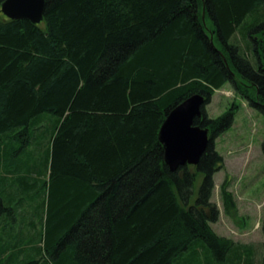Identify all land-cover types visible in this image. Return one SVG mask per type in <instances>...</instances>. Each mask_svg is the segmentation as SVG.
<instances>
[{
	"label": "trees",
	"instance_id": "1",
	"mask_svg": "<svg viewBox=\"0 0 264 264\" xmlns=\"http://www.w3.org/2000/svg\"><path fill=\"white\" fill-rule=\"evenodd\" d=\"M227 84L264 114V0H47L40 24L0 15V264H172L198 241L225 262L243 245L211 225L215 140L238 105L216 118L206 105ZM195 93L210 142L172 172L159 130ZM36 130L53 151L44 233L35 201L23 213L40 186L20 160ZM222 196L229 211L228 181Z\"/></svg>",
	"mask_w": 264,
	"mask_h": 264
},
{
	"label": "rangeland",
	"instance_id": "2",
	"mask_svg": "<svg viewBox=\"0 0 264 264\" xmlns=\"http://www.w3.org/2000/svg\"><path fill=\"white\" fill-rule=\"evenodd\" d=\"M233 103L238 105L233 125L215 140L216 149L224 158V166L214 175L215 189L211 201L220 215L218 221L211 225L220 236L243 247L232 249L225 262H218L215 261L212 250L202 241H198L190 250L175 258L172 264H264V114L250 106L228 84L215 92L206 109L209 116L216 118ZM50 120L45 117L39 125L50 129ZM37 131L33 141L20 156L23 168H30V172L26 173H31L40 184L36 199L30 198L31 192H27L23 213L24 218L29 221L36 212L38 219H41L38 233H44L45 220L42 216H45L49 199L53 151L52 145H49V134L44 133L43 137ZM226 181L235 203L229 211L222 196V185ZM33 201L36 208L32 213ZM14 203L15 200L11 206L15 207ZM16 226V240H21V228L19 229V224ZM36 235L32 236L33 239Z\"/></svg>",
	"mask_w": 264,
	"mask_h": 264
},
{
	"label": "water",
	"instance_id": "3",
	"mask_svg": "<svg viewBox=\"0 0 264 264\" xmlns=\"http://www.w3.org/2000/svg\"><path fill=\"white\" fill-rule=\"evenodd\" d=\"M47 0H5L2 13L10 19H25L33 24L44 20ZM206 98L195 93L175 106L165 118L158 139L164 147V160L170 171L184 165H197L210 142V130L195 124L202 118Z\"/></svg>",
	"mask_w": 264,
	"mask_h": 264
},
{
	"label": "flooded vegetation",
	"instance_id": "4",
	"mask_svg": "<svg viewBox=\"0 0 264 264\" xmlns=\"http://www.w3.org/2000/svg\"><path fill=\"white\" fill-rule=\"evenodd\" d=\"M0 15H4L3 13H2V11H1V6H0ZM5 16V15H4Z\"/></svg>",
	"mask_w": 264,
	"mask_h": 264
},
{
	"label": "crops",
	"instance_id": "5",
	"mask_svg": "<svg viewBox=\"0 0 264 264\" xmlns=\"http://www.w3.org/2000/svg\"><path fill=\"white\" fill-rule=\"evenodd\" d=\"M19 234H21V231L19 232Z\"/></svg>",
	"mask_w": 264,
	"mask_h": 264
}]
</instances>
